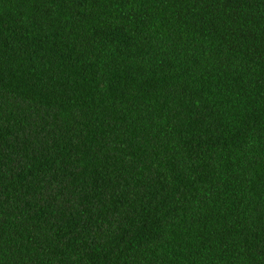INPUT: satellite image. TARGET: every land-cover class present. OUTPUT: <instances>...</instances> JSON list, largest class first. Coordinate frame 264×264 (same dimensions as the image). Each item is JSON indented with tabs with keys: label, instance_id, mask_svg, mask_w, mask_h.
<instances>
[{
	"label": "trees",
	"instance_id": "16d2710c",
	"mask_svg": "<svg viewBox=\"0 0 264 264\" xmlns=\"http://www.w3.org/2000/svg\"><path fill=\"white\" fill-rule=\"evenodd\" d=\"M0 264H264V0H0Z\"/></svg>",
	"mask_w": 264,
	"mask_h": 264
}]
</instances>
